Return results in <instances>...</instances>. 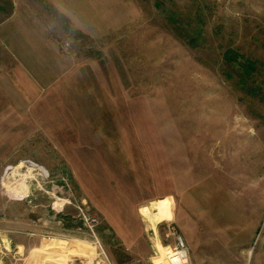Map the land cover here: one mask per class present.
<instances>
[{
	"label": "rangeland",
	"instance_id": "rangeland-1",
	"mask_svg": "<svg viewBox=\"0 0 264 264\" xmlns=\"http://www.w3.org/2000/svg\"><path fill=\"white\" fill-rule=\"evenodd\" d=\"M1 71L35 88L17 113L0 95L27 122L0 189L39 187L75 229L27 228L26 264H264V0H0Z\"/></svg>",
	"mask_w": 264,
	"mask_h": 264
},
{
	"label": "crops",
	"instance_id": "crops-1",
	"mask_svg": "<svg viewBox=\"0 0 264 264\" xmlns=\"http://www.w3.org/2000/svg\"><path fill=\"white\" fill-rule=\"evenodd\" d=\"M12 13H16V12L13 11ZM18 28H22V27L19 26L18 24ZM17 41L18 44L16 45ZM13 46L18 47L16 49V52L18 54H21L24 48L29 47V49H25V51L29 56L35 59H33L34 61L32 62H27V64L32 66L31 67L32 70H35V68H37V70L40 71V75L42 74L43 71L44 73H47L49 71V74L44 75V80L48 82L47 84L49 83L51 84L52 80H55V76H54L55 70L51 64L52 59H50L49 64L47 63L42 64L41 59L44 58V55H42L43 49L42 51L37 50L40 46H37L36 44V49H35V46H33L31 42L30 43L27 42L24 38L23 39L18 38L17 40H14ZM35 52L37 53L36 56L34 55ZM13 56H15L14 53ZM45 61L47 60L45 59ZM12 69L13 70L16 69V66H14ZM30 72L32 73V71ZM14 77L16 78V81L11 77V75L7 76L6 74H4V71H1L0 95L5 93L7 89H8L7 94H13L15 105L20 106V108L17 107L16 109L15 107L13 109L17 113L21 111L22 104L26 103L24 96H26V94H29L30 96L34 95L35 86L33 83L25 82L26 77H24L23 80H21L17 76ZM19 81L20 82L23 81L24 83V86L22 88H20L21 83ZM19 88L21 91L19 90ZM18 95H21L23 99H20ZM9 110L10 108H8V104L0 103V111H2V116H3L0 118V164L2 161H4V159L8 160L11 158L10 157L11 144L24 142L27 135L25 130L27 126V122L19 118V116L18 118L8 119V117L4 115V111L7 112ZM21 158L24 157L21 156ZM1 187L3 190L0 189V241H1L0 264H26L27 254H31L33 257L36 255L34 249L27 250V246L29 243L27 241L28 239L27 236L31 235V233H29L30 231L27 232V228L29 230H32L31 229L32 225L34 226L38 225V227L41 229L42 224L44 223L47 228L46 232L44 233L51 234L56 239L68 237L69 234L75 233V229L73 227L74 224L70 216L71 214L65 211L58 212L55 211L54 209L52 210L51 207L53 203L50 206V208L45 207L47 209L46 211L47 213H45V215L41 214L43 213L42 208L44 206L40 198L41 189L39 187L34 186L33 190H31L30 187H23V188L20 187L19 190L21 191L18 192L16 196H22L23 197L22 200L17 199L15 195L14 197L10 195L11 193L10 188L7 187L5 184L4 185L2 184ZM24 189H27L28 192L25 193ZM32 200L34 202L36 201L37 203L35 202L34 205H30L33 202ZM26 208H28V210L31 213L29 216H26V210H27ZM37 208H39L40 210L39 212H37L38 211ZM147 212L150 213L149 216H151L152 220L155 221L152 215L151 204ZM36 214H38V216ZM99 230H101L100 231L101 234L104 232L103 227H100ZM38 235L40 236L41 234L38 233Z\"/></svg>",
	"mask_w": 264,
	"mask_h": 264
},
{
	"label": "built area",
	"instance_id": "built-area-1",
	"mask_svg": "<svg viewBox=\"0 0 264 264\" xmlns=\"http://www.w3.org/2000/svg\"><path fill=\"white\" fill-rule=\"evenodd\" d=\"M68 203H71L69 199H68ZM83 205L84 203L75 205V207L78 210L77 216L82 221L84 227L87 228L89 232L92 234V236L94 237V242L97 243L100 248H102V244L100 240L97 238V234H96V230L100 225L99 218L96 215L91 214L89 212V208L86 207L85 209ZM175 250L178 251V249H175Z\"/></svg>",
	"mask_w": 264,
	"mask_h": 264
},
{
	"label": "bare ground",
	"instance_id": "bare-ground-1",
	"mask_svg": "<svg viewBox=\"0 0 264 264\" xmlns=\"http://www.w3.org/2000/svg\"><path fill=\"white\" fill-rule=\"evenodd\" d=\"M160 257H162V258H160ZM160 257L157 258V259H159V262H158L159 264H187V262H188L186 251H184V250L176 251L170 255H166V256L163 255ZM156 260L154 262L157 263Z\"/></svg>",
	"mask_w": 264,
	"mask_h": 264
}]
</instances>
